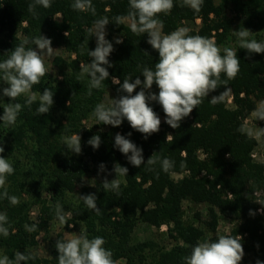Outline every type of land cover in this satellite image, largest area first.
Returning a JSON list of instances; mask_svg holds the SVG:
<instances>
[{"label":"trees","instance_id":"1","mask_svg":"<svg viewBox=\"0 0 264 264\" xmlns=\"http://www.w3.org/2000/svg\"><path fill=\"white\" fill-rule=\"evenodd\" d=\"M73 2L51 0L49 8L37 5L34 16L28 10L33 0H0V61L23 39L41 34L50 38L53 45L64 47L69 54L67 58H56L58 73L47 71L40 83L33 86L32 91L38 94L45 88L54 92V103L48 113L36 114L37 101L31 110L23 108L14 125L5 126L0 120V146L4 148L0 155L15 169L7 176L0 194L6 188L9 196L19 199L17 205H11L7 198L0 199V213H6L5 227L9 229L7 237L0 234L1 257L7 255L14 259L15 252L20 251L36 254V259L21 264H59L55 244L66 238L63 231L52 235L48 257L35 251L38 236L43 232L49 234L50 225L58 220L55 207L59 202L64 212L71 214L70 218L66 216L64 229H69L70 225L76 229L83 226L90 239L103 237L104 247L112 251L116 264L119 260H123V264H184L182 258L190 254L191 246L198 240L216 239L221 216L234 221L229 234L243 237L241 243L245 253L251 254L253 264L257 259L264 261V214L258 212L259 208L264 209V162H256L251 156L256 140L238 131L244 119L264 99V53L249 55L246 49L237 47L238 75L229 80L227 86L222 85L205 97L191 113L193 117H186L179 128L170 127L165 122L162 107L149 101L164 121L159 132L145 139L127 120L119 127L97 124L92 112L109 90L114 91V98L122 94L117 91L119 85L112 83V76L118 77L121 83L125 78H132L134 82L136 76L143 80L139 66L154 70L158 52L147 43V33L131 32L130 19L119 26L111 22L117 15L128 16L129 0H92L95 16L91 12L73 10ZM180 5L181 0H174L171 12L158 16L163 23L162 31L168 34L178 27L188 26L189 35L207 36L218 46L232 32V20L226 13L229 5L238 13L250 14L249 20L253 15H264V0H203L199 13ZM103 16L110 20L106 39L114 45L109 56L112 67L102 87L93 89L88 96V77L83 81H77L76 77L80 64L90 63L92 58L86 52L82 55L79 46L86 38L85 29ZM116 38H121L123 43L117 44ZM88 39L89 49H94L95 36ZM225 79L222 73L221 80ZM6 86L0 82V88ZM227 88L233 93L234 108L227 106L225 96L215 104L210 102ZM139 90L140 86L136 91ZM148 91L158 93L159 89L154 84ZM24 99L21 96L16 102L23 104ZM9 102L12 101L8 97L0 100L4 104ZM0 109L2 115V105ZM258 121L264 127V120ZM129 132L132 135L128 138L143 148L145 163L140 167L132 166L114 147L115 134L127 136ZM73 134L81 137L79 155L69 152L63 143L65 135ZM96 134L102 142L99 149L94 150L87 141ZM169 134L172 135L170 142L167 141ZM201 151L206 154L203 158ZM154 152L161 159L173 162L169 172H164L159 162L152 166L146 164ZM101 162L106 165L104 172L99 171ZM116 162L129 169L128 175L120 177L119 194L105 192L102 186L105 177L109 181L116 178L112 171ZM182 162L184 167H181ZM174 173L183 176L175 178ZM90 193L97 196L99 214L87 210L80 198ZM229 193L232 196H228ZM184 201L206 204V216L196 212L197 222L187 218ZM34 208H38L35 216ZM250 210L256 215H250ZM25 224H35L36 230L27 232ZM140 224L157 229L166 225L168 241H163L165 233L139 240L135 230Z\"/></svg>","mask_w":264,"mask_h":264},{"label":"clouds","instance_id":"2","mask_svg":"<svg viewBox=\"0 0 264 264\" xmlns=\"http://www.w3.org/2000/svg\"><path fill=\"white\" fill-rule=\"evenodd\" d=\"M37 5L49 8L51 0H33L28 10L34 16ZM202 5L203 0H181L180 6L189 7L199 13ZM71 7L79 12H91L93 16L96 15L92 0H74ZM173 7L174 0H129L128 16L117 15L111 19V22H115L118 26L123 25L126 19H130L129 27L132 33L137 35L147 33V43L158 52L159 59L155 63L154 70L139 66L143 80L140 76H136L134 82L132 78H125L121 83L118 77H111L112 83L119 85L117 91L122 94L107 104L102 102L95 106L92 116L98 121L97 124L119 127L124 120H127L132 129L143 134L147 139L153 133L159 132L161 126L160 116L149 104V101H153L162 107L165 122L173 129L179 128L181 122L198 108L205 97L220 86H227L228 81L235 79L238 75L240 59L237 51L232 47L221 49L212 38L198 34L189 35L190 30L187 27H178L168 34L162 32L163 23L158 16L169 14ZM109 23L107 16L95 20L92 27L85 29L86 38L79 46L82 55L86 52L87 56L92 58L90 63L80 64V71L76 77L77 81H83L85 77H88V96L92 95L93 89H100L102 82L110 77L108 69L112 67V64L109 56L114 51V45L106 39V26ZM250 32L251 30L247 28H240L234 32L239 48L246 49L249 55L264 53V42L250 39ZM65 35L68 36V32ZM93 36L96 38V47L89 49L88 37ZM115 42L120 44L123 40L116 38ZM30 44L35 47H29ZM52 54V41L42 34L25 38L6 52L7 58L0 61V82L7 86L0 88V100L8 97L12 102L0 103L3 107V114L0 115L2 124L14 125L23 108L27 107L31 110L32 105L37 101L39 102L35 110L37 115L41 116L50 111L54 103V92L45 88L38 94L32 89L47 74L44 57ZM222 73L227 79L221 80ZM154 84L159 89L158 93L148 91ZM138 86L140 90L137 92ZM228 91L230 89L227 88L220 95L213 96L210 102L215 104L223 100ZM21 96L25 97L23 104L16 102ZM252 116L258 120H264V102L257 106ZM238 131L249 139L259 140L264 136V128L253 129L247 121ZM131 135V132L127 136L116 133L114 147L127 158L132 166L140 167L145 163L143 148L138 147L128 138ZM171 140L172 135H167V141ZM101 142L99 134L93 135L87 141L94 150L99 149ZM63 143L69 152L77 155L82 153L80 135H65ZM3 152L4 148L0 146V153ZM157 162L161 164L164 172H169L174 166L168 158L161 159L155 155V152L148 158L146 164L152 166ZM181 167H184L183 162ZM105 170L106 165L101 162L99 171ZM150 170L154 171V168ZM14 171L12 163L0 155V188H4L7 176L12 175ZM112 171L116 173V178L109 181L105 177L102 183L103 190L119 194L120 177L128 175L129 169L116 162ZM3 198H7L11 205L19 203L16 196H9L6 188L0 194V199ZM80 198L87 210L96 211L99 214L100 209L97 207L95 193L80 195ZM55 213L61 224H65L66 216L70 218L71 215L64 212L59 202L56 203ZM250 215L254 216L256 212L250 210ZM7 223L6 213H0V234L4 237L9 235V229L5 227ZM24 227L29 233L36 230L35 224L31 226L25 224ZM242 239L241 235L221 234L217 229L216 239L206 237L198 240L191 246L190 254L182 258L183 262L184 264H240L245 255ZM105 243V239L100 236L90 239L87 230L81 226L79 235L56 241L58 262L59 264H116L112 259V251L104 247ZM30 259H36V254L16 251L14 259H10L7 255L0 257V264H21L22 261L27 262ZM256 264H264V261L257 259Z\"/></svg>","mask_w":264,"mask_h":264},{"label":"rangeland","instance_id":"3","mask_svg":"<svg viewBox=\"0 0 264 264\" xmlns=\"http://www.w3.org/2000/svg\"><path fill=\"white\" fill-rule=\"evenodd\" d=\"M226 13H227L228 17L232 20L233 28H232L231 35H229L228 39L224 43L219 45V47L221 49H223L224 47H232L234 50H236L237 47H239L238 42H237V38L234 35V32L239 30L241 28V26L251 30L250 37H249L250 39H256L259 42H264V15H262V17L260 16V14H259L260 17L258 15H256V17L253 15V19L249 20L250 14L238 13L236 11L235 7H233L232 5H229V7L226 10ZM198 22H200V19H198ZM187 28H188V26H187ZM52 47H53V54L51 56H45L44 57V63L46 65L48 71L56 74L59 72V65L56 63L57 62L56 58L58 56H62L63 58H67L69 56V54L65 51L64 47L53 45V44H52ZM221 54H223V52ZM4 85L5 84L2 83V86H4ZM113 98H114V91L109 90L105 94L102 102L107 104ZM225 98H227V106L234 108L235 104L233 101V93L230 91L227 95H225ZM261 102H264V99L260 100L258 102V105ZM1 110L2 109H0V111ZM252 113L249 116H247L243 122L245 123L247 121L248 125L250 127H252L253 129L264 128L260 124L258 119L254 118L252 116ZM1 114H3V113H1ZM192 117H193L192 114H190L187 118L190 119ZM160 118H161V124H162V122L164 121V117L160 116ZM90 122L91 121H87L88 124ZM255 140L257 143L251 151V156L256 162H264V136H262L259 140H257V139H255ZM200 155L203 158L206 154L201 151ZM173 176L175 178H180L183 176V174L182 173H174ZM89 180H91V177ZM45 196H46V194H45ZM184 207H185L186 217L190 218L192 220H195V222H197V218L195 217L196 212H202L204 217L206 216V214L208 212L206 204L195 205L190 201H184ZM37 212H38V208H34L32 211V214L35 216V215H37ZM259 213H261V212H259ZM261 214H263V213H261ZM233 222L234 221H232L230 218L221 216L219 218V224H218L217 229H219L221 234H229L231 231V228L233 226ZM50 226H51L50 233L45 234L43 232V234H40L38 236V245L35 246V251L40 256H43V257L49 256L50 248H51V243H50L51 237H52V235L54 236L56 232L63 231L65 234V237L75 236V235L80 234V229H76L75 227H73V225H70V228L65 230L64 229L65 224H61L59 219L56 221H53L52 225H50ZM166 231H167L166 225H163L160 229H157L154 227H150L149 225H146V224H140L137 226V228L135 230V236L139 240H144V239L152 237L154 235H156V237H159L160 233H165L163 235V241H168V235H167ZM0 257H1V253H0ZM123 263H124L123 260H119L117 262V264H123ZM240 264H253L252 259H251V254L245 253Z\"/></svg>","mask_w":264,"mask_h":264},{"label":"built area","instance_id":"4","mask_svg":"<svg viewBox=\"0 0 264 264\" xmlns=\"http://www.w3.org/2000/svg\"><path fill=\"white\" fill-rule=\"evenodd\" d=\"M253 155H254V154H253ZM229 196H232V194H231V193H229ZM261 210H262V208H259V209H258V211H259V212H261V213H263V214H264V211H261Z\"/></svg>","mask_w":264,"mask_h":264}]
</instances>
